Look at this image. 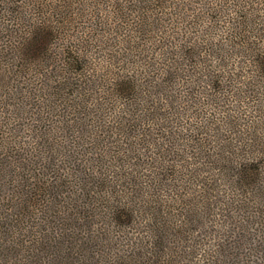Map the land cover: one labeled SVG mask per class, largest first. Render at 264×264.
<instances>
[{
    "label": "trees",
    "instance_id": "1",
    "mask_svg": "<svg viewBox=\"0 0 264 264\" xmlns=\"http://www.w3.org/2000/svg\"><path fill=\"white\" fill-rule=\"evenodd\" d=\"M0 264H264V0H0Z\"/></svg>",
    "mask_w": 264,
    "mask_h": 264
},
{
    "label": "rangeland",
    "instance_id": "2",
    "mask_svg": "<svg viewBox=\"0 0 264 264\" xmlns=\"http://www.w3.org/2000/svg\"><path fill=\"white\" fill-rule=\"evenodd\" d=\"M91 2H88L87 5L90 6ZM117 4V3H116ZM114 4H108L106 6L100 7L99 9H105V10H109L110 11V15L108 14V17H105L104 20H106V22L111 25L112 27L109 26H105V27H99V28H94L93 29V34L95 35H101L102 37L99 39V42L96 41L92 36L93 34H89L88 32L91 31V25L90 23H88V19L90 20V18L87 19H83V20H79L77 19L76 22H74L72 24L71 29H69L66 34L63 36V38L65 39H74L75 37H82L83 39H89V40H94L93 41V45L90 49H92L93 51L99 52V51H114V52H127L131 50V47L128 45L131 41V39H133L132 37H139L141 35V42L144 45L140 50L138 51H142L144 53V51L147 54H152V53H159V52H164L166 51V45L167 43H170V41H172L174 38H177L176 41L177 42H181L179 40L181 39V34L183 33V30H186V22H183L182 19H180V16L178 17V19L176 18V16L178 15L179 11H173V16H174V21H175V25L171 26V28L166 31V32H156V33H142V34H137L134 30L135 28L138 29V26L133 24L135 22L136 19L134 18H138V12L134 14H132L129 10L127 11V9L124 8H120L117 7V5ZM194 7H196V11L197 12H191L189 10V12H187L186 14H188V16H190L189 23H192V21H196V15L200 14L199 13V6L195 5ZM117 8V10H115ZM125 13L127 14L126 16V20L125 19H118L116 18L118 16L119 13ZM138 10V8H134V10ZM204 12V11H201ZM115 14V15H114ZM117 15V16H116ZM203 15V14H202ZM104 16V14H103ZM202 17V16H201ZM134 19V20H133ZM184 20V19H183ZM187 20V19H186ZM93 21H97V19H94ZM95 22H93L95 24ZM131 23L133 24V27H131ZM107 25V24H106ZM114 26V27H113ZM125 28V29H124ZM108 29H112V31H109ZM132 30V31H131ZM206 30H208V28H206ZM85 31V34H80V32ZM189 32L191 33H195L196 30L190 29L189 28ZM175 36L174 38L172 36ZM170 36V37H169ZM169 37V38H168ZM172 37V38H171ZM128 41V43H122L124 40ZM144 40V41H143ZM174 42V41H173ZM65 45V42H63ZM63 45V44H62ZM169 50V48H168ZM175 50L181 51L180 45H177V47H175ZM132 51V50H131ZM156 68V67H155ZM153 69V67H152Z\"/></svg>",
    "mask_w": 264,
    "mask_h": 264
}]
</instances>
